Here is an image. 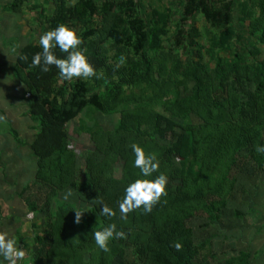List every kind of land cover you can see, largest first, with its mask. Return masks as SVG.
<instances>
[{
	"label": "trees",
	"instance_id": "16d2710c",
	"mask_svg": "<svg viewBox=\"0 0 264 264\" xmlns=\"http://www.w3.org/2000/svg\"><path fill=\"white\" fill-rule=\"evenodd\" d=\"M50 1L53 10L43 22L73 29L97 75L63 80L54 66L42 72L31 65L37 43L25 39L17 46L11 68L36 126L29 141L11 133L15 147H26L33 175L24 168L13 180L1 174L9 213L0 212V225L32 221V264H257L264 258V153L255 151L264 145V0H180L183 15L174 32L183 53L160 60L169 9L147 11L141 0ZM235 12L240 27L233 24ZM195 15L213 30L203 44L188 23ZM115 113L112 126L99 121V114ZM76 117L92 145L81 170L66 131ZM132 143L155 150L159 167L148 178L163 173L167 184L151 211L141 206L121 219L123 190L141 178L132 167ZM3 153L1 168L9 160ZM101 204L114 215L102 216ZM108 224L123 237L108 241V254L81 256L93 232ZM18 227L17 244L24 241Z\"/></svg>",
	"mask_w": 264,
	"mask_h": 264
},
{
	"label": "rangeland",
	"instance_id": "374dc122",
	"mask_svg": "<svg viewBox=\"0 0 264 264\" xmlns=\"http://www.w3.org/2000/svg\"><path fill=\"white\" fill-rule=\"evenodd\" d=\"M69 1L72 2L74 0ZM141 2L147 11H149L153 7H158L160 10L164 9L165 11L167 9L170 10L169 12L171 14L172 20L169 24L168 35L165 37L166 39L162 43L163 49H161V52L165 54V56L160 55L161 57H158V59H173L177 54L181 55L183 53L182 45L181 43H179L178 45L175 42L176 34L174 32V20L178 16L183 15V12L180 9V0H141ZM51 5L53 7V4L50 0H26L18 8L10 10L9 12L7 10H3L2 7L0 8V24H2L3 27L2 36L0 37V152L4 150V157L9 159L5 164V167H0L1 179L3 178L2 175H5L6 177H9L13 180L16 171L23 175V168L26 169V172L24 174H26L28 178L32 177L33 175V167L31 163L32 159L27 154L26 147H15V145L13 144L14 138L11 131L14 130L15 132H17V136L20 139L29 141L34 131L31 125L34 124V126H36V123L31 121L27 114V109L23 103L22 98L25 93L24 88L23 85L15 78V75L11 68V63L14 57V52L16 51L17 46L20 44V40L25 41V39H28V41L38 44L39 36L43 32L50 30L47 27V24L43 22V20L47 19V17L51 15V12L53 10ZM41 7H43L45 10L44 14L39 12ZM37 13L41 17L36 21ZM235 14L237 13H233V24L240 27L241 24L236 21ZM189 21H191L192 23L190 24V26H194L195 31H197L194 39H196L201 44L205 43V41H208L213 33V30L208 28V24L204 21V19L200 15H195L193 18L188 20V23ZM8 35H10V37H8ZM193 49L197 51L196 47ZM200 52L204 51L200 49ZM219 55L222 57L231 58V54L227 51H221L219 52ZM204 59H208L207 54H205ZM208 63L211 62L208 61ZM181 90L183 92L188 91V88L187 90H183V88H181ZM117 117L118 113L102 115L99 114L98 118L102 124H105L107 127H109L110 125L112 126L115 123ZM82 119H84V122H87L86 115H84ZM79 122L80 121L78 120V117L68 122L66 124V131L68 135V147L70 150H73L75 152L76 165L78 166V168L76 166V169L81 170L83 158L85 154L91 150L92 145L88 134L80 128ZM87 124L92 125L90 122H88ZM9 127H12V130H9ZM140 146L145 151V154H156L155 150L153 153L149 145H147L146 148L143 145ZM16 157L18 159H15ZM121 167L122 162L117 161L114 167L116 176L120 175ZM18 179L19 177L16 179V182ZM24 183V181L23 183L18 182V185L21 186ZM3 190L9 189H6L4 182L0 181V195L2 194V196L0 197V212L3 215H6L9 213V205L7 202L2 200V198L4 197L3 194H5L2 192ZM254 217L255 215H253L251 219H254ZM31 224L32 221L29 220L24 221L20 224H11V226H6L5 224L4 227H2L0 225V234H6V236L10 238H14V228L19 225L18 228L20 230V235L24 237V241L21 240L19 244H17L16 242L15 243L19 248H22L25 253L24 259L19 262V264H32L33 256H31L30 252L33 248L34 241L31 238ZM37 228L39 229V227ZM23 243L25 244V246H23ZM238 246H240L239 243ZM100 250L101 249L96 246L95 242H93L88 249L82 250L81 256L84 255V257L87 258H90L92 256V258H95L98 256ZM109 250L110 244H108L107 242V248L105 250L106 254L109 253ZM208 259L210 260V258ZM263 260L264 258L261 257L260 260H258V263H261ZM214 263L215 262L213 260H210V264ZM4 264H7V262L5 261ZM253 264L256 263L254 262Z\"/></svg>",
	"mask_w": 264,
	"mask_h": 264
},
{
	"label": "clouds",
	"instance_id": "9594fccd",
	"mask_svg": "<svg viewBox=\"0 0 264 264\" xmlns=\"http://www.w3.org/2000/svg\"><path fill=\"white\" fill-rule=\"evenodd\" d=\"M81 44L79 35L64 24H58L55 28L43 32L39 36L38 45L40 51L32 56L31 65L39 66L42 72H47L49 66H54L58 70L60 78L66 81L74 78L90 79L97 75L92 65L85 55L78 49ZM59 49L61 53H66L64 58H58L53 49ZM23 59V57H21ZM123 62V57L120 58ZM133 154L132 167L139 170V176L129 182L123 190V198L119 201L118 208L121 219L126 214L135 209L141 208L144 212L151 211V207L159 198L165 194L167 177L163 173L157 174L149 179L153 173L157 172L159 162L154 154H145L141 146L136 143L130 145ZM257 153H264V145L255 147ZM72 195L71 189L63 194L67 199ZM100 214L106 217L114 215L113 210L107 205L101 204ZM80 212L76 211L74 222H79ZM93 240L100 249L106 250L107 242L113 238H122L123 233L116 230L115 224H108L101 230L93 232ZM177 250L180 244L173 245ZM24 251L19 248L14 239L0 234V264H19L24 259Z\"/></svg>",
	"mask_w": 264,
	"mask_h": 264
},
{
	"label": "crops",
	"instance_id": "0c3cea01",
	"mask_svg": "<svg viewBox=\"0 0 264 264\" xmlns=\"http://www.w3.org/2000/svg\"><path fill=\"white\" fill-rule=\"evenodd\" d=\"M10 2H11V0H0V3H1V5H0V8L2 7V9L3 10H7L8 12L11 10V9H7L6 8V6H7V4L9 3L10 4ZM8 4V5H9ZM4 7V8H3ZM51 7H52V5H51ZM53 8V7H52ZM40 13H45V10H44V8L43 7H41L40 8V11H39ZM41 16L37 13L36 14V21H37V19H39ZM38 23V22H37ZM2 31H3V27H2V24H0V37L2 36ZM8 37H10V35H8ZM22 40H20L19 42H21Z\"/></svg>",
	"mask_w": 264,
	"mask_h": 264
}]
</instances>
